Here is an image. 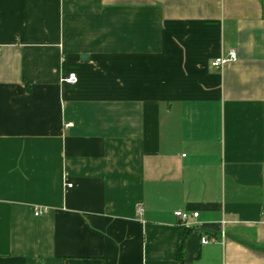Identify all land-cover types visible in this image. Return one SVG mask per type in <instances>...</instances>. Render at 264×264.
Segmentation results:
<instances>
[{
  "label": "crops",
  "instance_id": "1",
  "mask_svg": "<svg viewBox=\"0 0 264 264\" xmlns=\"http://www.w3.org/2000/svg\"><path fill=\"white\" fill-rule=\"evenodd\" d=\"M0 264H264V0H0Z\"/></svg>",
  "mask_w": 264,
  "mask_h": 264
},
{
  "label": "built area",
  "instance_id": "2",
  "mask_svg": "<svg viewBox=\"0 0 264 264\" xmlns=\"http://www.w3.org/2000/svg\"><path fill=\"white\" fill-rule=\"evenodd\" d=\"M238 60L237 57V53L232 51L230 52V54L228 55V57H219L217 59H215L212 62V67L215 69H220L223 68L224 66H226L228 63L230 62H235ZM68 83L70 84H76L78 82V78L76 76V74H70L69 77L66 80ZM48 212V210H37L35 212V215L37 217L39 216H43L44 214H46ZM139 212H142V208H139ZM174 216L183 224H191L192 219H198L199 218V213H194L193 215L189 214L186 211H177L174 213ZM215 239L209 238V237H203L201 239V243L203 245H207L210 244L212 242H214Z\"/></svg>",
  "mask_w": 264,
  "mask_h": 264
}]
</instances>
